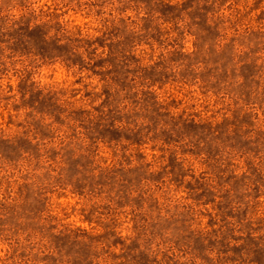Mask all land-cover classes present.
Masks as SVG:
<instances>
[{
	"label": "rangeland",
	"instance_id": "obj_1",
	"mask_svg": "<svg viewBox=\"0 0 264 264\" xmlns=\"http://www.w3.org/2000/svg\"><path fill=\"white\" fill-rule=\"evenodd\" d=\"M0 264H264V0H0Z\"/></svg>",
	"mask_w": 264,
	"mask_h": 264
}]
</instances>
